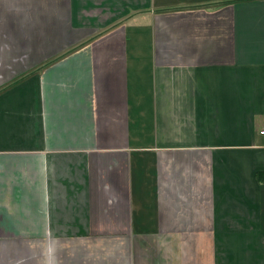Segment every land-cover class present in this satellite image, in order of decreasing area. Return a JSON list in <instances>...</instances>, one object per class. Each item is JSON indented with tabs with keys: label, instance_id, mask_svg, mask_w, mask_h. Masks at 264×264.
Segmentation results:
<instances>
[{
	"label": "crops",
	"instance_id": "obj_1",
	"mask_svg": "<svg viewBox=\"0 0 264 264\" xmlns=\"http://www.w3.org/2000/svg\"><path fill=\"white\" fill-rule=\"evenodd\" d=\"M263 125L264 0H0V264H264Z\"/></svg>",
	"mask_w": 264,
	"mask_h": 264
},
{
	"label": "rangeland",
	"instance_id": "obj_2",
	"mask_svg": "<svg viewBox=\"0 0 264 264\" xmlns=\"http://www.w3.org/2000/svg\"><path fill=\"white\" fill-rule=\"evenodd\" d=\"M6 84H7V83H6ZM3 86H4V84H3ZM263 126H264V125H263ZM263 126H262V127H263ZM262 127H261V128H262ZM261 128H260V129H261ZM260 129H259V130H260ZM258 133H259V131H258ZM261 136H262V135H261ZM263 137H264V136H263ZM3 254H4V253H3ZM3 254H2V255H3ZM11 255H13L15 258H17V259H16L17 262H20V260L23 261L24 259L27 258L28 253H26V252L23 253V252L20 251V252H17V253H12ZM11 255H9V256H11ZM39 255H41V254H39ZM55 256H57L59 260H61V261L63 260L62 257H59V256H58V253H56Z\"/></svg>",
	"mask_w": 264,
	"mask_h": 264
},
{
	"label": "built area",
	"instance_id": "obj_3",
	"mask_svg": "<svg viewBox=\"0 0 264 264\" xmlns=\"http://www.w3.org/2000/svg\"><path fill=\"white\" fill-rule=\"evenodd\" d=\"M259 134L264 136V126L259 130Z\"/></svg>",
	"mask_w": 264,
	"mask_h": 264
}]
</instances>
